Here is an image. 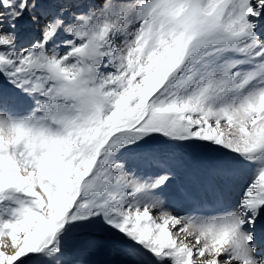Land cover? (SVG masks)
<instances>
[{"label":"snow or ice","instance_id":"obj_1","mask_svg":"<svg viewBox=\"0 0 264 264\" xmlns=\"http://www.w3.org/2000/svg\"><path fill=\"white\" fill-rule=\"evenodd\" d=\"M0 264H264V0H0Z\"/></svg>","mask_w":264,"mask_h":264}]
</instances>
